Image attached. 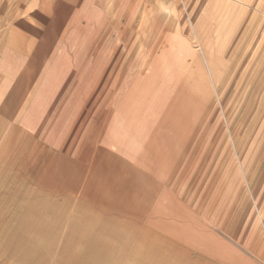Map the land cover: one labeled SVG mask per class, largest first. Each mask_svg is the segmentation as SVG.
I'll return each instance as SVG.
<instances>
[{
    "label": "crops",
    "instance_id": "1",
    "mask_svg": "<svg viewBox=\"0 0 264 264\" xmlns=\"http://www.w3.org/2000/svg\"><path fill=\"white\" fill-rule=\"evenodd\" d=\"M143 1L0 0V253L264 264V199L246 200L218 137L225 75L105 40V13H184Z\"/></svg>",
    "mask_w": 264,
    "mask_h": 264
},
{
    "label": "rangeland",
    "instance_id": "2",
    "mask_svg": "<svg viewBox=\"0 0 264 264\" xmlns=\"http://www.w3.org/2000/svg\"><path fill=\"white\" fill-rule=\"evenodd\" d=\"M179 1L184 13H105L100 23L105 40L162 41L163 49L156 56L167 51L164 43L171 36H177L197 58L212 56L208 60L218 80L226 77L217 99L218 137L231 138L234 179H242L246 200L254 203L264 199V0ZM155 3L143 1L141 10ZM34 253L30 258L17 257L16 249L0 253V264L38 263ZM73 264L81 260L73 259Z\"/></svg>",
    "mask_w": 264,
    "mask_h": 264
},
{
    "label": "bare ground",
    "instance_id": "3",
    "mask_svg": "<svg viewBox=\"0 0 264 264\" xmlns=\"http://www.w3.org/2000/svg\"><path fill=\"white\" fill-rule=\"evenodd\" d=\"M177 42V43H176ZM168 45L172 47V50L166 51L162 56H175V57H194L191 51L185 50V45L182 40L178 39L177 36H171ZM196 57V56H195ZM207 58L211 59L212 56L208 55ZM90 258V257H89ZM92 261L89 262V264ZM94 264V263H93Z\"/></svg>",
    "mask_w": 264,
    "mask_h": 264
}]
</instances>
